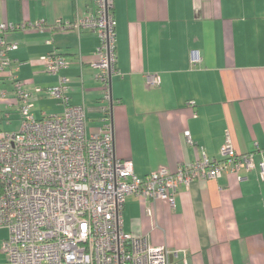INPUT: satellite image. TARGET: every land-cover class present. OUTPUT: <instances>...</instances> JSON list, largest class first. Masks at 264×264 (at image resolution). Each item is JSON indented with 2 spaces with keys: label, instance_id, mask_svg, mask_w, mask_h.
<instances>
[{
  "label": "crops",
  "instance_id": "obj_1",
  "mask_svg": "<svg viewBox=\"0 0 264 264\" xmlns=\"http://www.w3.org/2000/svg\"><path fill=\"white\" fill-rule=\"evenodd\" d=\"M94 10L93 0H0V24L46 25L43 32L0 33L15 46L7 52L8 69L30 94V113L36 119L62 113L45 92L58 83L44 63L55 52L67 62L61 75L69 79L70 104L84 109L87 133L97 132L107 108L114 154L131 162L136 177L173 172L202 153L219 162L226 144L237 155L255 153L249 172L179 186L174 207L128 196L122 228L174 251L172 264H264V181L257 166L264 159L257 153L264 151V0H113L122 76L111 77L108 100L93 67L98 38L69 27ZM148 74L158 76V87L147 86ZM0 92V131L15 132L18 104L3 75ZM6 238L0 229V264Z\"/></svg>",
  "mask_w": 264,
  "mask_h": 264
},
{
  "label": "built area",
  "instance_id": "obj_2",
  "mask_svg": "<svg viewBox=\"0 0 264 264\" xmlns=\"http://www.w3.org/2000/svg\"><path fill=\"white\" fill-rule=\"evenodd\" d=\"M93 3L94 12L69 27L98 38L93 67L108 100L110 79L119 74L113 0ZM45 28L41 21L2 23L0 33L43 32ZM11 49L15 46L5 45L0 38V75L12 85L20 117L17 131H0V229L7 231L2 243L5 264H172L174 251L153 247L147 237L123 231L126 198L135 195L174 207L179 186L188 188L196 180H216L223 172L235 175L254 168L255 153L237 155L226 144L220 148L219 162L202 153L199 160L180 164L173 172L160 169L138 178L131 162L114 154L107 108L97 132L87 133L84 109L69 102V79L61 75L67 67L64 57L52 52L44 58L46 73L58 77V83L45 92L62 106V113L36 119L30 113V94L8 69ZM145 79L148 87L159 86L157 75L148 74ZM4 98L0 92V101ZM184 137L193 145L188 131ZM257 153L262 156L264 151ZM257 166L264 181L263 158Z\"/></svg>",
  "mask_w": 264,
  "mask_h": 264
},
{
  "label": "rangeland",
  "instance_id": "obj_3",
  "mask_svg": "<svg viewBox=\"0 0 264 264\" xmlns=\"http://www.w3.org/2000/svg\"><path fill=\"white\" fill-rule=\"evenodd\" d=\"M5 123V122H4ZM8 130H16L17 129V125H11L9 128L7 127Z\"/></svg>",
  "mask_w": 264,
  "mask_h": 264
},
{
  "label": "trees",
  "instance_id": "obj_4",
  "mask_svg": "<svg viewBox=\"0 0 264 264\" xmlns=\"http://www.w3.org/2000/svg\"><path fill=\"white\" fill-rule=\"evenodd\" d=\"M2 193V187H1V184H0V194Z\"/></svg>",
  "mask_w": 264,
  "mask_h": 264
}]
</instances>
